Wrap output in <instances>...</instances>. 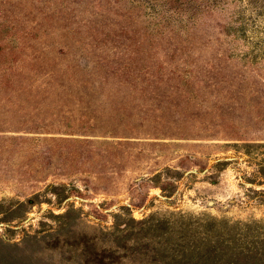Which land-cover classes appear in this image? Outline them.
Instances as JSON below:
<instances>
[{"label":"rangeland","instance_id":"obj_1","mask_svg":"<svg viewBox=\"0 0 264 264\" xmlns=\"http://www.w3.org/2000/svg\"><path fill=\"white\" fill-rule=\"evenodd\" d=\"M233 7L242 32L233 33L228 68L264 88V67L252 73L254 62L264 65V0H0V42L74 45L80 54L163 44L149 59L170 63L199 44L214 65L228 56L222 23ZM261 96L244 99L245 139L51 134L64 139L49 142L55 160L68 156L71 169L52 162L39 166L45 180L0 187V264H264Z\"/></svg>","mask_w":264,"mask_h":264},{"label":"trees","instance_id":"obj_2","mask_svg":"<svg viewBox=\"0 0 264 264\" xmlns=\"http://www.w3.org/2000/svg\"><path fill=\"white\" fill-rule=\"evenodd\" d=\"M233 9L222 23L231 37L228 56L216 57L214 65L203 60L199 44L190 53L180 48L188 57L170 63L149 59L153 52L165 50L163 44L153 52V44H148L80 54L81 48L74 45L36 48L21 40L0 42V54L11 52L0 58V187L15 184L23 190L26 184L45 180L50 174H42L39 166L48 169L52 162L69 171L68 156L57 162L49 147L50 141L64 140L51 136L59 132L89 127V133L116 137H248L244 99L255 96L259 101L264 88L251 86L228 68L237 46L233 33L242 32L240 13ZM196 50L198 58L190 60ZM81 58L87 61L85 67ZM243 63L252 65L251 60ZM254 65L253 77L261 76L257 68L264 65ZM245 124L243 132L231 130Z\"/></svg>","mask_w":264,"mask_h":264}]
</instances>
